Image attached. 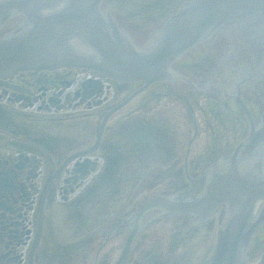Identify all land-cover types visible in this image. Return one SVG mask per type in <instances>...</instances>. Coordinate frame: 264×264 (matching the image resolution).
Wrapping results in <instances>:
<instances>
[{"label": "flooded vegetation", "instance_id": "1", "mask_svg": "<svg viewBox=\"0 0 264 264\" xmlns=\"http://www.w3.org/2000/svg\"><path fill=\"white\" fill-rule=\"evenodd\" d=\"M118 17L127 18L123 14ZM129 17L133 19V14ZM141 38L135 45L147 44L148 36L143 34ZM198 45L202 46L173 65L188 83L180 82L176 88L166 83L150 87L133 100V118L150 112L159 96H180L183 107L195 112L198 128L201 122L196 110L205 115L211 141L214 140L212 146L202 152L191 137L188 142L177 139L166 154L171 164L152 169L148 181L139 188L135 187L137 177L133 175L132 184H128L126 176H122L127 167L124 161L129 162L132 171L133 161L142 162L124 153L122 135L116 136L123 133L121 112L126 109L113 111L127 89L134 92L142 83L122 85L111 81L105 89L103 78H89L71 91L75 73L71 69L31 71L0 80V101L6 104H0V264H136L133 260L157 235L152 236L154 227L161 230L160 239L171 251L176 252L188 240L189 252H194L201 262L211 255L219 214L198 232L183 230L186 216L167 219L150 226L134 241L132 238L125 251L128 236L133 233V211L141 202L158 193L198 192L203 170L229 154L247 134L249 122L237 95L256 125L262 119L264 82H258L257 91L245 86L235 92L233 79L225 83L226 88L209 87L226 68L237 76L252 66L249 56L234 50L235 45L246 44L226 31ZM217 45H226V49L218 50L221 55L214 60L209 54L216 52H208ZM51 90L59 91V96L46 98ZM201 99L206 102L203 106ZM14 105L25 111L14 110ZM34 107L35 111L31 110ZM14 115L44 129L16 130L10 123ZM80 119L87 121L82 130ZM61 123L65 127L58 129ZM100 130L103 133L99 135ZM129 141L133 146V137ZM168 171L172 173L162 178ZM183 180L191 182L190 187L180 188ZM97 209L103 217L95 220L99 217H94ZM92 217L94 222L90 221ZM80 243L86 248L80 250Z\"/></svg>", "mask_w": 264, "mask_h": 264}, {"label": "water", "instance_id": "2", "mask_svg": "<svg viewBox=\"0 0 264 264\" xmlns=\"http://www.w3.org/2000/svg\"><path fill=\"white\" fill-rule=\"evenodd\" d=\"M16 1L22 4V11L27 16L28 23L20 29L24 33L21 38L14 34L5 42L7 44L0 45V75L48 66H69L98 71L121 82L133 80V74H136L146 84H152L165 79L164 68L193 47L192 44L198 41L205 30L224 23L237 10L244 12V16L247 14V18H254L257 13L264 15V0L205 1L193 9L189 15L185 13L183 16H177L165 22L162 26L159 45L145 51L136 50L131 45L129 39L120 33L112 17L107 14L101 17L99 7L102 0ZM134 1L136 0L120 3L129 7ZM118 7L123 8V5L119 4ZM158 7L159 10L163 9L162 2ZM136 8L144 10L140 4ZM142 15L145 16V13ZM140 23L143 21L140 20ZM150 30L151 28L146 29V31ZM20 42L26 45H18ZM130 91L131 89L123 93L122 97L127 96ZM50 94L51 92H48L46 98ZM155 103H153L155 105L152 114L157 115L159 111L165 110L168 116L167 121L170 123L167 124L168 129L147 130L152 135L149 134V138L152 137L151 141L147 140L148 136L135 133L136 124L139 123L136 120H141L142 123L147 120V117L141 112L137 114L141 116L140 118H133L135 105L132 103L128 109L121 112V121L125 123L122 126L124 132L121 131V134L116 135L118 137L122 135L124 153L133 160L136 157L142 159V162L133 161V171L129 167V162L124 161L127 167L122 176H126L128 184H132L133 175H135L137 188L148 181V175L151 176L153 173L152 169H163L171 164L166 157L170 147L177 139L188 142L192 133L189 123L183 126L185 116L182 97L165 96L162 100H156ZM205 103V100H201L200 104L203 106ZM0 104L6 105L1 101ZM14 110L22 109L14 105ZM31 110L35 111V107ZM12 119L10 123L16 130L40 132L43 128L40 125L31 126L30 123L19 120L15 115ZM152 121L156 123V120ZM7 124L8 122L5 125ZM62 127H65V123L57 125L58 129ZM200 131L201 135L197 142L203 152L205 134L204 130L200 129ZM132 137L133 146L129 141ZM134 138L137 140L136 145ZM259 138L253 132L233 155L227 158L226 162L221 159L213 168L212 176L208 177L204 189L195 198L179 197L168 193L155 196L141 205L133 215V234L127 241L125 251L131 239H134L144 227L151 223L171 215L187 213L190 219L193 217L190 221L193 225L194 219L202 217L206 220L219 206L225 205L226 220L219 228L217 248L208 264H245L242 257L246 255L252 234L264 221V217L259 223H255L250 218L251 209L258 201L262 199L264 201V178L258 179L253 175L256 168L262 167L263 161V147H260L263 142L258 141ZM165 149H167L166 152ZM157 157L158 160H156ZM135 195L136 192L133 191V199ZM171 196L175 197L171 199ZM114 201L119 200L112 202ZM154 210H160L161 213ZM97 211L94 217H99L95 220L103 217V213L98 209ZM90 221L94 222V218L92 217ZM152 231H154L152 236L155 233L157 235L153 241L150 239L142 255L133 260L136 264H194L197 262L194 252H189L190 244L184 243L183 247L181 246L176 252L171 251L170 246L166 248L162 240L161 230L159 232L158 227H154ZM80 244V250L86 248L85 245ZM260 253L256 261L262 264L264 248Z\"/></svg>", "mask_w": 264, "mask_h": 264}, {"label": "rangeland", "instance_id": "3", "mask_svg": "<svg viewBox=\"0 0 264 264\" xmlns=\"http://www.w3.org/2000/svg\"><path fill=\"white\" fill-rule=\"evenodd\" d=\"M139 1H141L140 5L144 8V10H146V8L148 7L147 0H139ZM154 1H155V3H157V6L162 2L160 0H154ZM261 243H262V246L264 248V238H262ZM262 264H264V260H263Z\"/></svg>", "mask_w": 264, "mask_h": 264}]
</instances>
